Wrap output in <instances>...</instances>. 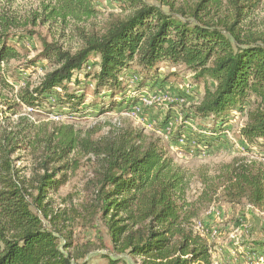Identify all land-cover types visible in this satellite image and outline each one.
Instances as JSON below:
<instances>
[{
	"label": "trees",
	"instance_id": "1",
	"mask_svg": "<svg viewBox=\"0 0 264 264\" xmlns=\"http://www.w3.org/2000/svg\"><path fill=\"white\" fill-rule=\"evenodd\" d=\"M120 1L128 13L83 37L78 50L43 41L33 59L22 45L33 31L0 15V264H88L82 246H73L70 237L60 242L55 221L63 213L51 208L52 196L84 157L93 165L92 216L104 222L115 251L104 256L107 264H127L119 255L137 264H214L213 240L193 228L211 202L264 213V165L258 157L190 170L175 163L159 137L141 128L115 126L109 136L93 139L72 125L33 119L54 112L85 114L83 85L68 91L83 82L95 97H108L93 104L99 116L114 108L127 112L139 101L135 91L145 86L168 91V78L159 73L166 64L182 68L202 88L184 122L174 126L172 142L186 134L208 148L236 111L245 117L238 131L242 143L264 141V21L250 20L260 0H196L188 10L177 0ZM222 8V17L206 20L209 10ZM42 9L45 13H32L23 26H34L43 16L65 22L97 14L91 0H55ZM37 68L43 74L32 81ZM29 69L34 71L26 73ZM131 77L138 80L136 90L126 96ZM180 92L176 98H192ZM192 124L198 126L195 133ZM205 125L212 129H202ZM203 130L210 133L203 136ZM24 159L35 165L28 174L17 166ZM193 183L199 186L194 192Z\"/></svg>",
	"mask_w": 264,
	"mask_h": 264
},
{
	"label": "rangeland",
	"instance_id": "2",
	"mask_svg": "<svg viewBox=\"0 0 264 264\" xmlns=\"http://www.w3.org/2000/svg\"><path fill=\"white\" fill-rule=\"evenodd\" d=\"M145 1L159 5L158 0ZM194 1L196 0H177L176 4L188 10ZM260 1L261 8L250 17V20L256 23L264 21V0ZM53 2L55 0H0V15L4 13L8 17H15L20 30L33 31L31 34L25 35V39L22 41L23 53L27 59L38 57L43 49V41L55 43L64 50L75 52L82 47L83 37L100 32L108 22L123 18L128 13L120 0H91V8L97 11V14L92 18L81 21L67 18L65 22H53L44 21L42 20L44 16H41L42 18L34 26L32 24L23 26L24 21L31 19L32 13H45L42 9L43 5H51ZM161 10L166 12L167 8L162 6ZM225 11V8L217 11V13H215V9L209 10L206 20L222 17ZM39 61L44 66L49 67L44 59H39ZM159 68L162 78L164 76L168 78L165 81L168 91L161 92L148 86L135 91L138 80L129 92L128 89L123 91L126 96L134 91L135 93L138 92L137 95L156 93L154 104L149 108H143L142 115L137 119L128 117L125 112L119 110L120 108H114L112 111L99 116V106L93 107V104H97L103 99L107 101L108 97H95L93 88L90 87L89 83L84 82L79 85L76 83L69 85L68 91H74L83 85L86 93L85 114L67 117L62 112H54L34 116L33 119H37L38 122L51 121L57 126L72 125L82 135L89 133L93 139L109 136L110 133L116 131L115 126L122 130L128 126L141 128L146 134L159 137L175 163L190 170L201 167L213 169L217 165L228 163L236 157L260 158V155H264L262 149L264 148V141H259L251 147L242 143L238 131L243 125L245 117L237 111L232 113L233 118L229 122V138L222 136L219 141L208 146L210 150L208 154L199 155L188 152L187 149L171 147L170 142L172 140L158 134L159 125L169 118L175 119V126L184 122V115L190 111V106L197 102L202 88L194 84L182 68L174 69L166 66V64H161ZM32 71L34 70L29 69L26 73L30 74ZM174 73L177 75L171 76ZM42 74L43 70L37 68L32 75V81ZM185 83L192 86L187 95L192 98L189 101L176 104L174 99L178 97L176 94L180 91L178 87ZM171 86L173 89L170 91L169 87ZM180 94L184 93L181 91ZM166 97L168 100L165 99ZM119 99L118 94L116 100L119 101ZM178 114H181L182 118L176 117ZM192 125H194V130H192L194 132L198 126ZM202 129H212V126L205 125ZM17 166L26 167L25 172L27 174L35 167L31 159L19 161ZM93 186V165L90 160L84 157L79 160V165L75 170L67 173L66 183L56 195L52 196L51 208L55 213H63L61 219L55 221L61 230L60 242L63 240L62 237H70L73 246H82L79 251H86L84 260L88 264H107L104 256H115V251L112 248L104 222L99 216H92ZM191 187L194 192L199 186L193 183ZM215 210L218 211V214ZM251 212L242 210L241 207H232L225 203L213 201L199 218V221H202L207 227L208 233V235L203 234L201 236L213 240L211 243L213 245L212 260L214 264H264V213L257 210ZM44 224L49 227L47 220L44 221ZM209 229L216 230L213 238L209 237ZM88 242L90 243L86 244ZM119 258H122L127 264H137L129 255H119Z\"/></svg>",
	"mask_w": 264,
	"mask_h": 264
},
{
	"label": "built area",
	"instance_id": "3",
	"mask_svg": "<svg viewBox=\"0 0 264 264\" xmlns=\"http://www.w3.org/2000/svg\"><path fill=\"white\" fill-rule=\"evenodd\" d=\"M136 81H137L136 77H131L129 79L128 92L136 84ZM178 88L180 91H182L183 93L188 95V93L192 89V86L185 83L182 86H179ZM155 95H156V93L151 94V92H150V94L144 93V94L140 95L138 98V100H139L138 103L136 105H134L133 107H131L127 112H125V114L128 117L137 119L139 116L142 115L143 108H149L154 104V102L156 100ZM165 99L168 100L167 97ZM174 102L180 104V103H183L184 101L180 98H175ZM176 117L180 118L181 114H178ZM229 124L230 123L228 122L226 125H224L225 127L223 130V136L226 137L227 139L229 138V135H230L229 130H228ZM174 126H175V119L169 118V119H167V122L164 125L163 129L158 131V134H160L163 137H165L166 139L170 140L172 132L174 131ZM199 133H201L204 136L206 134L208 135L210 132L203 130V131H199ZM170 146L176 147V148L187 149L188 152H192V153L199 154V155H206L210 151L209 148H207L206 146L199 145L193 139L187 137L186 134L181 135L174 142H170ZM259 159L264 165V155H260ZM215 212L218 214V211L215 210ZM193 228H194L195 232H197L200 235H203V234L208 235L207 227L205 226V224L202 221H199V220L194 221ZM215 234H216V230L211 229L210 233H209L210 238H213L215 236Z\"/></svg>",
	"mask_w": 264,
	"mask_h": 264
}]
</instances>
